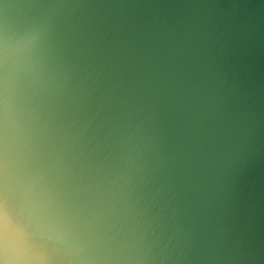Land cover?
<instances>
[{
	"label": "clouds",
	"instance_id": "9594fccd",
	"mask_svg": "<svg viewBox=\"0 0 264 264\" xmlns=\"http://www.w3.org/2000/svg\"><path fill=\"white\" fill-rule=\"evenodd\" d=\"M0 264H264V0H0Z\"/></svg>",
	"mask_w": 264,
	"mask_h": 264
}]
</instances>
